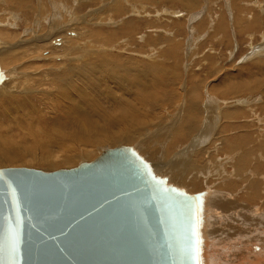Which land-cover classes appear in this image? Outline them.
I'll list each match as a JSON object with an SVG mask.
<instances>
[{"label":"rangeland","instance_id":"374dc122","mask_svg":"<svg viewBox=\"0 0 264 264\" xmlns=\"http://www.w3.org/2000/svg\"><path fill=\"white\" fill-rule=\"evenodd\" d=\"M54 23L56 25H54ZM263 38L264 0H0V61L2 65L1 73H3L1 74L3 75V81L0 85L6 84L5 63L9 71L10 68L13 71L14 67H16L14 69L19 71H14V79L7 82V85H13L14 88L12 86V88H7L4 91L0 90L2 93H0V147L5 143L4 141L7 140L11 146L14 145L21 151L26 150V153L31 152V148L36 147V150L37 148L38 150L40 149L36 153L40 155L43 154L45 151V147L42 144V141H45L43 139L45 137L43 131L50 129V126L46 125L44 122L40 123V118L46 116L48 122L52 123L55 118V114L53 113L55 110L66 114V116L69 115L67 117L71 118H69L70 122L68 121L65 125V131H69V129L72 128L74 121L78 125L84 122L89 123L88 119L91 120V118L93 119L96 117L100 120V123H103V121H101V119H103L102 116L92 117L96 114L98 109L103 108L99 104V100L95 102L90 101V103L93 104L92 107L89 106V103L86 105V102H82V105V103L79 102V104L83 106L84 110H81H83L84 113H81L79 110L77 113V107H71L69 99L61 93L62 90L65 89L64 83L55 80L53 74L67 73V70L71 67L78 66L85 61H90L92 65L98 62L97 64L100 65L101 61L97 60L102 59L107 62L110 60L113 66L117 68L120 67L118 71H122L121 73H124L127 79H125L122 87L120 85L118 86L116 82L113 83L115 80L109 81V79H107L105 81L103 80L104 73H101L103 66L100 67V72L98 71L96 73H90L92 75H88L89 79L86 81L87 85L85 82L83 83L84 88H86L85 91L89 90L88 92L84 91V93L87 94V98L89 94L88 99L92 97L90 95H93L92 98H94L95 94L98 95L101 93L100 98L104 97V99H106L107 96L109 97V94H112L111 96L116 98V96L113 95L115 94L119 99L123 97V99L128 98L135 101L139 100L140 102H152L154 100L153 102L159 103L158 110L155 112H145L146 117H138L140 119L142 117L144 118V124L141 125L140 130L145 125H147L146 127L148 128L152 127V129H154L161 121L167 126V123L173 122L176 117L177 121L173 124V127L169 126L173 128L170 131L175 133L177 128L185 127V130L180 129L182 132L179 134V138L175 139L174 142L171 141V143L170 140H168V142H170L168 147H171L169 155L167 151L166 153H160L161 151L159 149L156 150V148V153L154 152L152 157H150L151 160L147 159L149 162L158 161L156 164L161 161L159 164L160 166H158L165 172L162 174V178H166L170 184L178 186L179 191H177V193H183L180 195L187 194L189 196L191 194L190 196L193 195V197L196 196H194L196 192H203L200 190L201 186H204V190L210 188V186L205 187L204 184L202 185V183H204V178L207 181L210 179L212 187L218 190H226L228 192V200L234 202V205L228 209V217H233L236 211L245 208V212L248 215L260 214L261 212L258 206L261 204L264 209V161H261V164H263L261 167L258 162L254 161V158L257 157L258 154L264 155ZM51 39L52 42H50ZM64 45L67 46V49H65L66 47ZM55 46L58 48L56 49ZM59 49L61 51H58ZM38 52L41 53L38 54ZM35 55L37 57H34ZM39 56L40 60L38 59ZM79 57L81 58L78 59ZM68 66L70 68H68ZM159 68L162 69V71ZM146 69H148V71H146ZM150 69H153V72L150 71ZM143 71L146 73L145 75H143ZM45 73L47 75H45ZM71 73L72 72H69L72 78H75V82L80 84V80L76 78L77 76L72 73L74 75L73 77ZM154 73L156 76H154ZM158 73L161 74L159 75ZM97 76H99V78ZM145 76L146 79L143 80L141 77L145 78ZM155 79L158 81L165 79L164 81L162 80L165 84H158ZM93 80H96V82L99 81L97 84L98 86L101 85L102 88L99 86V89L97 88L96 90L94 87H96L97 84L93 82ZM170 81L172 83H170ZM105 82L109 84L107 85ZM150 82L152 84H149ZM146 83L149 85H146ZM127 85L130 86L128 87ZM118 87H120L122 91L119 90ZM76 88L80 91V88ZM145 88H148L150 92H152L151 95L145 96ZM249 88L251 89L249 90ZM166 93H168V96L171 94L174 95L171 96L173 98L172 102L168 99V96L165 95ZM23 96L25 100L22 98ZM212 97L218 100L220 99L222 101V103L219 102L220 104L224 103L222 106L217 103V105L215 103L212 104L214 105L212 107L214 114L218 112L215 106L219 109L223 107V110L221 109L219 112L221 113V122L219 124L218 121V123L215 124L217 127L213 130V133H211V137H206L208 141H204L205 143L202 142L204 144L199 143V147L196 146V144H191L195 140L194 137L198 135L197 129L193 132L195 128H191L192 132L189 136H184V132L187 133V130H191L187 129V125L182 126V116L185 111V106L187 108L189 102L193 103V105L205 107ZM12 98V103L16 98L13 103L14 105H10L11 103L9 102ZM145 98H147V100ZM242 99H245V101ZM51 100L53 102H51ZM22 101L25 104L22 103ZM15 103H18L17 107ZM26 104L30 106L27 107ZM108 104H106V107ZM6 106L13 107L15 111ZM35 106L36 108H34ZM138 106L140 107V105ZM19 107L22 109L24 107L23 111ZM16 108L21 110L19 111ZM32 108H34V111ZM85 108L87 112H89L87 113L88 115H86ZM189 108L193 110L191 106H189ZM7 109H10L9 112ZM248 109L250 113L247 111ZM12 110L15 113H10L13 112ZM16 110H18V112ZM30 110L35 113V117ZM231 110H236L235 112L239 113V118L228 120L227 116V119H225L224 117L226 116L223 115L226 112L228 114V111ZM24 111L25 113H23ZM254 111L255 113L257 112V115H262V117L259 116L261 119L260 121L256 119V114L253 113ZM21 112L23 113L24 119ZM67 112L69 113L67 114ZM28 113H31L30 116ZM13 114L14 116H16V114L21 115L22 122L20 121V117L16 116V119V117L12 116ZM24 114L27 116H24ZM139 114L140 112H138L137 115ZM9 115L11 117H9ZM77 116L80 117L77 118ZM200 116H203V114ZM32 118H35L34 121ZM65 119L67 120V118ZM62 120L66 121L62 118H58L55 121L57 122L56 127L60 128L58 123H61ZM190 121L192 122V119H190ZM201 122L200 129L204 127L205 117L203 120L201 119ZM230 122L232 124H230ZM196 128H198V126ZM117 129H113V131ZM200 129L199 133H201ZM27 131H29L31 135L27 134L29 133ZM170 131H166L163 135L168 136L172 134ZM158 135L159 133H152L150 135L149 145L158 140ZM257 135L258 137H256ZM48 139H52L51 133ZM68 144H70V140L66 142V146ZM103 144L86 146L83 150L82 148L84 147L80 148L81 146H77V150L73 149V151H68L67 155L71 157L74 155L76 156L71 164L63 165L59 163V165H57L35 162V164L32 165L34 161L32 163L31 159V163H29L30 159H26L28 162L25 161L21 166L13 165L9 167H27L44 171L73 168L83 162H90L96 159L99 157L98 153L101 155L104 149L109 145L111 148L116 147V144L113 145L111 142H108V145L105 142V148ZM26 146L29 147H27L29 150L24 149ZM219 146L221 149L218 152ZM204 149H208L209 151L204 152ZM86 151L92 154V157L88 160L84 159V157L86 158ZM157 152L159 154H157ZM182 152H190L188 157H194L197 154V162H195L192 167L196 169L198 166H202V172H206V174H208L209 171L207 172V170L204 169H206L208 161H210V159L213 160L215 156H218V159L221 158L224 161L231 155L234 156L236 160L240 157H244L250 159L251 163L236 165L238 174L227 180L226 177H228V172H233L230 165H234L231 160V164L229 165L227 160V165L225 164L226 170H224L225 176H223L225 177L224 180L223 177L218 178V175H214L212 178L208 174V179L206 175H202L199 178L197 177L199 179L197 180L199 188L196 192L190 193L191 185L188 181L191 182L193 179H187V181L184 182V185L187 186H184L183 183L176 181L177 177L173 178L177 175V171L169 166L171 164L170 160H174L175 162L180 160L179 153ZM205 153H207V155ZM211 155L215 156L212 158ZM167 156H170V159H167ZM203 158L206 159L205 163H203ZM141 159H143V156ZM217 162H219V160H217ZM202 163L206 164V166ZM2 166H0V168H3ZM4 167L8 166L5 165ZM218 169L219 168H217L216 172H218ZM251 169L256 172L255 175L248 172ZM146 171L148 174H151L152 167L151 170L146 168ZM199 173H201V171ZM214 180L215 182H213ZM224 182H227L226 187L224 186L225 184H223ZM228 183H230V185H228ZM164 190L170 189L168 187V189L165 188ZM254 191L257 192V198L252 200L251 194ZM254 204H257V206L253 207L252 205ZM198 210L199 208L192 212L194 216H197L195 219L197 222L201 221L199 218L201 216H205L206 214L212 216V214H214L213 210L209 213L205 212V210L200 212ZM253 220L258 219L254 218ZM237 241L241 242L242 238L235 242ZM229 244V246H233L231 242ZM262 244L264 249V241ZM225 245H228L227 241ZM262 259L264 261V258Z\"/></svg>","mask_w":264,"mask_h":264},{"label":"water","instance_id":"95a60500","mask_svg":"<svg viewBox=\"0 0 264 264\" xmlns=\"http://www.w3.org/2000/svg\"><path fill=\"white\" fill-rule=\"evenodd\" d=\"M191 199L125 146L68 169L0 168V264H191Z\"/></svg>","mask_w":264,"mask_h":264},{"label":"bare ground","instance_id":"6f19581e","mask_svg":"<svg viewBox=\"0 0 264 264\" xmlns=\"http://www.w3.org/2000/svg\"><path fill=\"white\" fill-rule=\"evenodd\" d=\"M60 2V1H59ZM23 3V2H22ZM27 3V2H26ZM53 3V2H52ZM58 3V2H57ZM20 4V3H19ZM60 5V4H59ZM241 5V4H240ZM14 6V5H13ZM58 11V10H57ZM172 13V12H171ZM12 14V13H11ZM56 17V16H55ZM76 18V17H75ZM57 20V19H56ZM60 20V18H59ZM56 22V21H54ZM60 22V21H58ZM51 23V22H50ZM52 24V23H51ZM13 25V23H12ZM38 25V24H37ZM53 25V24H52ZM51 25V26H52ZM54 25H56L54 23ZM61 26V25H60ZM55 27V26H54ZM58 27V26H57ZM53 28V27H52ZM218 28V27H217ZM58 29V28H57ZM52 30V29H51ZM55 30V29H54ZM60 30V29H59ZM28 31V30H27ZM26 31V32H27ZM123 31V30H122ZM51 33V32H50ZM53 33V32H52ZM116 35V34H115ZM20 36V35H19ZM59 38V37H58ZM91 38V37H90ZM105 38V37H104ZM43 39V38H42ZM264 39V38H263ZM58 40V39H57ZM56 41V39H55ZM52 42V39L51 41ZM60 42V40H59ZM62 42V41H61ZM37 43V42H36ZM39 43V42H38ZM2 44V43H1ZM66 44V43H65ZM63 45V43H62ZM40 46V45H38ZM54 46V45H53ZM67 49V46L64 45ZM63 46V47H64ZM62 47V48H63ZM44 48V47H42ZM41 48V49H42ZM55 48L57 49L58 47L55 46ZM61 48V46H60ZM50 49V48H49ZM1 50V49H0ZM63 50V49H62ZM40 51V49H39ZM58 51H61L60 49ZM9 52V51H8ZM53 52V51H52ZM55 52V51H54ZM41 53V52H38V54ZM61 53V52H60ZM88 53V52H87ZM55 55V54H54ZM57 55V54H56ZM73 55V54H72ZM14 56V55H13ZM17 56V55H16ZM74 56V55H73ZM108 56V55H107ZM112 56V55H111ZM34 57H37L36 55ZM116 57V56H115ZM11 58V57H10ZM15 58V57H14ZM61 58V57H60ZM81 57H79L78 59H80ZM117 58V57H116ZM232 58V57H231ZM33 59V58H32ZM31 59V60H32ZM38 59L40 60V56L38 57ZM75 59V58H74ZM101 59V58H100ZM113 59V58H112ZM5 60V59H4ZM8 60V59H7ZM18 60V59H17ZM76 60V59H75ZM114 60V59H113ZM158 60V59H157ZM156 60V61H157ZM85 61V60H84ZM97 61H101L100 65H98L97 63L96 64H91L90 61L89 62H83V63H80L78 66H75V67H69L70 68L69 70H67L68 72L67 73H64V74H53V77L55 78V80H58L61 81V83L63 82L64 83V90H62V95H64L67 99H69V103L71 105V107L75 108L77 107V113H78V110L82 113H84V109H83V103L86 102V105L87 103H89L88 105L92 107V103H90V101H97L99 100V104L101 105V107L103 108H100L98 109V111L96 112V114H94L92 117L94 116H102L103 119H101V121H103V123H100V120L97 119L96 117L95 118H91L88 119L89 123L87 122H84L82 124H78L74 121V125L72 123V128L69 129V131H65L64 128H65V125L68 123V121L70 122L69 118L70 117H67L69 115L66 116V114L64 113H61V112H58V111H53V113L55 114V118H54V121L52 123L48 122L46 116H44L43 118H40V123L44 122L46 125H49L50 126V129L48 130H45L43 131L44 133V140L45 141H42V144L43 146L45 147V151L43 152V154H37L36 152L39 151L38 148L37 150L35 148H31V152L29 153H26L25 151H21L19 149H17L18 147H15L12 143V145L14 146H11L9 144V141H4L5 143H3V145L0 147V166L2 165H7L8 167L9 166H13V165H17V166H21L22 164L25 163V161H27L28 159H30V162L31 163V159H32V163L34 161V163L32 165L36 163H47V164H57L59 165V163H62L63 165L65 164H71L73 163L74 161V157H76L75 155L73 157L67 155V152L68 151H73V149L75 150L76 147H84L82 148L85 149L86 146H91L93 144H105V142L107 143L108 145V142H111L113 145L116 144V147L118 146H125V147H128L130 148V151L134 152L137 156L138 159H141V157L143 156V161L145 162V167L149 170H151V167H152V171H151V174H148L152 179L158 181L160 184H161V187L162 188H167L169 187L170 190H172L174 193H177V191H179L178 189V186H176L175 184H170V182H168L166 180V178H162V174L165 173L159 166V164L161 163V161H159L158 164H156L157 162H149L147 161V159L151 160L150 157H152V154L155 152V149L156 150H160L161 152L160 153H166L167 151V154L169 155V150L171 147H168V145H170L169 143L171 141L174 142L175 139L179 138V134H181L182 130L180 129H183L185 130L184 128L182 127H179V129L177 128L176 129V132L173 133V131H170L171 129L173 128H170L169 126L173 127V124H175V122L177 121V117L175 118V120H173V122H168L167 123V126L163 124V122H159L156 127L154 129L151 128H148L146 127L147 125L143 126V128L140 130V127L141 125H143L144 123V118L140 119L138 118L139 116H145V112H155L157 111L158 109V106H159V103L158 102H144V101H139V100H131V99H123V97H121V99L117 98V95L113 94L114 96H116V98L112 97L111 95L112 94H109V97L105 96L106 99H104V97L100 98V94H95L94 95V98L93 95H90L92 96L90 99L89 98V94H88V98H87V94L84 93L85 89L84 88V82L86 84V81L89 79L88 78V75H92L90 73H96V72H100V67L103 66L102 68V71L101 73L103 72L104 73V78L103 80H107L109 79V81L111 80H115L113 83L116 82V84L119 86H123V83L125 81V79H127L124 75V73H121L122 71H118L119 68H117L116 66H113V64H111V61L108 60V62L106 60H97ZM137 61V60H136ZM163 61V60H162ZM3 62V61H2ZM37 62V61H36ZM80 62V61H79ZM94 62V61H92ZM103 62V63H102ZM76 63V62H75ZM95 63V62H94ZM139 63V62H138ZM3 64V63H2ZM17 64V63H16ZM32 64V63H31ZM36 64V63H35ZM74 64V63H73ZM0 65H1V61H0ZM6 63L4 64V68H5V75L7 78L6 79V84L4 85H0V90H5L7 88H12L11 85H7V82H9L10 80L14 79V71L16 72L17 69H14L16 67L13 68V71L11 70L10 68V71L8 70L9 68H7L6 66ZM7 65H10V64H7ZM77 65V63H76ZM116 65V64H115ZM118 65V64H117ZM33 66V65H32ZM72 66V64H71ZM99 66V67H98ZM120 66V65H119ZM157 66V65H156ZM38 67V66H36ZM125 67V66H124ZM154 67V65H153ZM160 67V66H159ZM178 67V66H177ZM7 68V69H6ZM55 68V67H54ZM163 68V67H162ZM2 65L0 66V78H1V81H0V84H2V81H3V78L1 74L2 72ZM33 69V68H32ZM123 69V68H122ZM160 69V68H159ZM164 69V68H163ZM4 70V69H3ZM127 70V69H126ZM153 70V69H152ZM150 69V71H152ZM162 71V69H160ZM165 70V69H164ZM18 71V70H17ZM35 71V70H34ZM65 71V69H64ZM146 71H148V69H146ZM149 71V72H150ZM159 71V72H161ZM19 72V71H18ZM69 72H72L74 75H76L75 77L78 78L80 80V84H78V82L76 83L75 82V78H72V76L69 74ZM153 72V71H152ZM169 72V71H168ZM51 73V74H52ZM71 73V74H72ZM128 74H130L129 72H127ZM144 73V71H143ZM156 73V72H155ZM154 73V76H156V74ZM18 74V73H17ZM72 74V75H73ZM146 73H144L143 75H145ZM151 74V73H149ZM159 74V73H158ZM161 74V73H160ZM159 74V75H160ZM163 74H164V71H163ZM33 75H37V74H33ZM32 75V76H33ZM45 75H47L45 73ZM73 75V77H74ZM97 75V74H96ZM95 75V76H96ZM102 75V74H101ZM100 75V76H101ZM166 75V73H165ZM164 75V76H165ZM169 75V74H167ZM17 76V75H16ZM39 76V75H38ZM158 76V75H157ZM162 76V75H161ZM170 76V75H169ZM31 77V76H29ZM49 77V76H48ZM47 77V78H48ZM99 78V76H97ZM102 77V76H101ZM134 77V76H133ZM153 77V75H152ZM166 77V76H165ZM52 78V77H51ZM91 78V77H90ZM143 80L146 79V76L145 78L141 77ZM156 78V77H155ZM50 79V78H49ZM93 79V78H92ZM101 79V78H100ZM133 79V78H132ZM137 79V78H136ZM148 79V78H147ZM154 79V77H153ZM159 79V78H158ZM167 79V78H166ZM251 79V78H250ZM54 80V79H53ZM52 80V81H53ZM158 84L160 83L161 85L165 84L163 81V79H161L160 81H158L157 79H155ZM163 80V81H162ZM15 81V80H14ZM40 81V80H39ZM128 81V80H127ZM262 81V80H261ZM43 82V81H42ZM41 82V83H42ZM55 82V81H54ZM57 82V83H58ZM90 82V81H89ZM93 82H96V80ZM92 82V84H93ZM99 82V81H97ZM96 82V84H97ZM104 82V81H103ZM45 83V82H44ZM43 83V84H44ZM112 83V82H111ZM130 83V82H129ZM128 83V84H129ZM135 83V82H134ZM144 83V82H143ZM148 83V82H147ZM146 85H149V84H152L151 82L149 84ZM154 83V81H153ZM168 83V82H167ZM170 83H172L170 81ZM169 83V84H170ZM262 83V82H261ZM264 83V82H263ZM47 84V83H46ZM51 84V83H50ZM95 84V83H94ZM105 84H107V82H105ZM104 84V85H105ZM109 84V83H108ZM107 84V85H108ZM133 84V83H132ZM136 84V83H135ZM15 85V84H14ZM39 85V84H38ZM55 85V84H54ZM87 85V84H86ZM131 85V83H130ZM129 85V86H130ZM140 85H141V82H140ZM262 85V84H261ZM11 86V87H10ZM100 88H102L101 85H99ZM98 84L96 85V90L97 88L99 87ZM128 86V85H127ZM128 86V87H129ZM155 86V85H154ZM159 86V85H158ZM165 86V85H164ZM167 86V84H166ZM40 87V86H39ZM76 87L80 88V91L79 89H77ZM93 87V86H91ZM125 87V86H124ZM132 87V86H131ZM134 87V85H133ZM137 87V86H136ZM143 87V86H142ZM141 87V88H142ZM161 87V86H160ZM14 88V86H13ZM41 88V87H40ZM55 88V87H54ZM62 88V87H61ZM88 88V87H87ZM198 88V87H197ZM262 88V87H261ZM264 88V87H263ZM19 89V88H18ZM92 89V88H91ZM99 89V88H98ZM119 90L122 91V89H120V87H118ZM133 89V88H132ZM144 89V88H143ZM163 89V88H162ZM251 88H249L250 90ZM11 90V89H10ZM106 90V89H105ZM109 90V89H108ZM137 90V89H136ZM235 90V89H234ZM25 91V90H24ZM89 91V90H88ZM87 90L85 92H88ZM92 91V90H91ZM104 91V89H103ZM102 91V93H103ZM124 91V90H123ZM168 91V90H167ZM253 91V90H252ZM264 91V89H263ZM82 92V93H81ZM99 92V91H98ZM129 92V91H128ZM127 92V93H128ZM165 92V91H164ZM236 92V91H235ZM1 93V91H0ZM60 93V92H59ZM91 93V92H90ZM96 93V92H95ZM145 93H146V97L151 95L152 92H150V90L148 88H145ZM263 93V92H262ZM2 94V93H1ZM23 94V93H22ZM133 94V93H132ZM171 94V93H170ZM24 95V94H23ZM165 95L168 96V93H166ZM5 96V95H4ZM119 96V95H118ZM132 96V95H131ZM144 96V97H145ZM171 96H174L173 94L169 95L168 96V99L173 100V98ZM128 97V96H127ZM7 98V97H6ZM24 100H25V97L23 96L22 97ZM21 98V99H22ZM64 98V97H63ZM131 98V97H130ZM134 98V97H133ZM161 98V97H160ZM209 98V96H208ZM232 98V97H231ZM236 98V96H235ZM253 98V97H252ZM46 99V98H45ZM53 99V98H52ZM139 99V98H138ZM147 100V98H145ZM250 99V98H248ZM16 100V98H15ZM14 100V102H15ZM63 100V99H62ZM167 100V99H166ZM235 100V99H234ZM245 101V99H242ZM3 101V100H2ZM13 101V98L11 101H9L11 104L10 105H14L12 103ZM139 101V102H138ZM238 101V100H237ZM243 101V102H244ZM251 101V100H250ZM249 101V102H250ZM6 102V101H5ZM17 102V101H16ZM51 102H53L51 100ZM60 102V101H59ZM82 103L81 104H79ZM219 102L222 103V101L219 99H215L214 97L210 98V100L208 101V104L207 106L205 107H202V106H198V105H193V103L189 102L188 103V106L186 108L185 106V111H184V114L182 116V122L181 124H183L182 126H186L187 129H190L191 131L187 130L188 132H184V136L188 137L189 134L192 132V129L195 128L193 130V132L197 129L198 132L196 135V137H194V142L191 143V144H196V146H199V143L200 144H204L205 142L204 141H208V139H206V137H211V133H213V130L217 127L215 124L218 123L219 121V124L221 122V113H219L221 111V109L223 110V107L221 109H219L217 106H215L217 109H218V112H216L214 114V111H213V106L212 104H220ZM2 103V102H1ZM20 103V102H19ZM22 103H24L22 101ZM27 103V102H26ZM50 103V102H49ZM109 103V104H108ZM186 103V102H185ZM3 104V103H2ZM5 104V103H4ZM8 104V103H6ZM16 104V103H15ZM18 104V103H17ZM17 104H16V107H17ZM25 104V103H24ZM44 104V103H43ZM53 104V103H52ZM79 106H78V105ZM106 104L107 107H106ZM161 104V103H160ZM183 104V103H182ZM197 104V103H196ZM216 104V105H217ZM27 105V104H26ZM47 105V104H46ZM49 105V104H48ZM54 105V104H53ZM138 105H140V108ZM181 105V104H180ZM221 106L224 105L223 104H220ZM8 106V105H7ZM6 106V107H7ZM19 106V105H18ZM30 106V105H29ZM27 105V107H29ZM59 106V105H58ZM61 106V105H60ZM105 106V107H104ZM109 106V107H108ZM182 106V105H181ZM180 106V107H181ZM189 106H191L193 108V110L191 108H189ZM252 106V105H251ZM250 106V107H251ZM256 106V105H255ZM1 107V105H0ZM5 107V106H4ZM26 107V106H25ZM33 107V106H31ZM30 107V109H31ZM86 107V106H85ZM95 107V105H94ZM93 107V108H94ZM139 107V108H138ZM235 107V106H234ZM7 108H11L10 106L7 107ZM21 108V107H19ZM19 108H16L19 110ZM36 108V106L34 107ZM34 108L33 111H34ZM39 108V107H38ZM53 108V107H51ZM88 108V107H87ZM11 109H14L13 107ZM22 109V108H21ZM20 109V110H21ZM24 109V107H23ZM22 109V111H23ZM29 109V108H28ZM83 109V110H81ZM4 110V108H3ZM8 112L10 109H7ZM6 110V111H7ZM18 110H16L18 112ZM19 110V111H20ZM41 110V108H40ZM53 110V109H52ZM67 110V109H66ZM86 110V108H85ZM226 110V109H225ZM5 111V112H6ZM13 111V110H12ZM15 111V109H14ZM10 112V113H15V112ZM92 111V110H91ZM90 111V113H91ZM236 111V110H235ZM235 111H228V114L227 112L223 115V116H226L224 117L225 119H227V116H228V120H232V118H239V113L238 112H235ZM247 111H249L250 113V110L248 109ZM253 111V109H252ZM28 112V111H27ZM30 112H32L30 110ZM138 112H140L139 115ZM22 113V112H21ZM25 113V111L23 112ZM23 113H22V117H23ZM33 113V112H32ZM69 112H67L68 114ZM87 113V110H86V115H88ZM159 113V112H158ZM161 113V112H160ZM254 114L255 111L253 112ZM7 114V113H6ZM20 114V112H19ZM29 114V113H28ZM31 114V113H30ZM29 114V116H30ZM35 113H33L32 115L34 116ZM201 114H203V116H200ZM65 115V116H64ZM77 115V114H76ZM83 115V114H82ZM85 115V114H84ZM178 115V114H177ZM8 116V115H7ZM14 116V114L12 115ZM16 116L20 117L21 115H17ZM14 116V117H16ZM24 116H27L26 114H24ZM28 116V117H29ZM162 116V115H161ZM260 117H262V115H257L256 114V119L257 120H261ZM2 117V115H1ZM9 117H11L9 115ZM22 117H20V121L22 120ZM35 117V116H34ZM80 117V116H77V118ZM81 117H84V116H81ZM87 117V116H86ZM146 117V116H145ZM205 117V123L203 124L204 127L202 129H200L201 127V119L203 120ZM58 118H62L64 120H66L65 118H67L66 121H61V123H58V125L60 126L59 127H56L57 125V122H55ZM85 118V117H84ZM89 118V116H88ZM163 118V117H162ZM17 119V117H16ZM19 119V118H18ZM24 119V117H23ZM30 119V118H29ZM28 119V120H29ZM33 119V118H32ZM35 119V118H34ZM33 119V121H34ZM38 119V118H36ZM71 119V118H70ZM190 119H192V122L190 121ZM2 120V119H1ZM81 120V119H80ZM79 120V122H80ZM84 120V119H83ZM105 120V121H104ZM158 120V119H156ZM18 121V120H17ZM82 121V120H81ZM99 121V122H97ZM22 122V121H21ZM24 122V121H23ZM36 122V120H35ZM38 122V121H37ZM237 122V121H236ZM235 122V123H236ZM33 123V122H32ZM39 123V122H38ZM234 123V124H235ZM1 124V123H0ZM11 124V123H10ZM23 124V123H22ZM230 124H232L230 122ZM229 124V125H230ZM247 124V123H246ZM256 124V123H255ZM15 125V124H14ZM149 126V125H148ZM198 126V128H196ZM226 126V125H225ZM234 126V125H233ZM256 126V125H255ZM220 127V126H218ZM69 128V127H68ZM118 128V129H117ZM192 128V129H191ZM24 129V128H23ZM113 129H117L116 131H113ZM199 129L201 130V133H199ZM65 132H61V131ZM143 130V132H142ZM167 132H172V134L170 135H163L164 133ZM29 132V131H27ZM264 132V131H263ZM41 133V132H40ZM52 134V139L49 140L48 139V136L49 134ZM152 133H159L158 135V140L154 143H152L151 145H149V137ZM27 134H30L31 133H27ZM42 134V133H41ZM133 134H134V137H133ZM40 135V134H39ZM201 135V136H200ZM27 137V136H26ZM199 137V138H198ZM209 137V138H210ZM258 137V135L256 136ZM33 138V137H31ZM42 138V137H41ZM77 138V140H76ZM153 138V137H152ZM155 139V138H154ZM198 139V140H197ZM70 140V144H68L66 146V142ZM137 142H135V141ZM168 140H170V142H168ZM206 141V142H207ZM17 142V141H16ZM31 142V141H30ZM40 142V141H39ZM168 142V143H167ZM204 142V143H202ZM25 143V142H24ZM172 143V142H171ZM41 144V146H42ZM103 144V145H104ZM174 145V143H173ZM222 145V144H220ZM28 146H26V148L24 149H28L27 148ZM96 147V146H94ZM109 148H111V146H107ZM105 148V145H104V148L105 149H108V148ZM175 147V145H174ZM194 147V146H192ZM191 147V148H192ZM200 147V146H199ZM40 148V146H39ZM114 148V147H113ZM218 148V147H217ZM78 149V148H77ZM76 149V150H77ZM100 149V148H99ZM104 149V150H105ZM168 149V150H167ZM193 149V148H192ZM220 146L218 148V152L220 151ZM29 150V149H28ZM189 150V149H188ZM209 151L208 149H204V152H207ZM97 152V151H96ZM104 152V151H103ZM181 152V150H180ZM222 152V151H221ZM58 153V155H57ZM76 153V152H75ZM156 153V152H155ZM189 153L190 152H182V153H179V156H180V160H178L177 162H175L174 160H170V167L173 169V170H176L177 171V175H175L173 178H176V181L178 182H181L183 183L184 185V182L187 181V179L191 178V182L188 181V183H190L191 185V191L190 193L192 192H196L197 189L199 188V185H198V182L197 180H199L198 178L201 177L202 175H206V178L208 179V174L212 177L214 175H218L219 177L218 178H222L223 176H225V171L226 170V161L228 160V164L230 165L231 161L234 163V165H230L231 169H232V173H229L228 172V177L227 180L229 178H232L234 177V175H237V170H236V165H239L241 163H251V160L250 159H246L244 157H240L238 160H236L234 158V156H230L229 158H227L225 161L222 160L221 158L218 159L215 155L212 156V158L214 157V159H210V161H208V164L206 166V164H203L205 163L206 159L203 158V165L206 166V169L204 170H207L208 174H206V172H202L203 170L201 169L202 166H198L196 169H194L195 167H192L194 166V163L197 162V157L198 155L196 154L194 157H188L189 156ZM209 153V152H208ZM212 153H215V152H212ZM157 154H159L157 152ZM207 155V153H205ZM263 154V153H262ZM84 155V154H83ZM98 155L100 156V153H98ZM161 155V154H160ZM205 155V157H206ZM210 155V154H209ZM176 156V155H175ZM174 156V157H175ZM90 157H92V154L91 152H87L86 151V158L84 157L85 160H88ZM173 157V158H174ZM156 158V157H154ZM165 158V157H164ZM172 158V159H173ZM264 158V155H261V154H258L257 157L254 158V161L255 162H258L261 167L263 164H261V161H264L263 160ZM27 159V160H26ZM56 159V160H55ZM167 159H170V156H167ZM217 160H219V162H217ZM231 160V161H230ZM153 161V160H152ZM169 161V160H168ZM28 162V161H27ZM207 163V162H206ZM166 164V163H165ZM200 164V163H199ZM159 165V166H158ZM227 165V164H226ZM228 165V166H229ZM2 166V167H4ZM221 167V168H220ZM194 170H193V169ZM218 169V172H216V170ZM196 170V171H195ZM201 171V173H199ZM249 173H251L252 175H255L256 172H254L252 169L248 171ZM248 172H245V173H248ZM262 175V174H261ZM190 176H194L193 178L190 177ZM164 177V175H163ZM198 177V178H197ZM210 177V178H211ZM216 177V176H215ZM213 178V177H212ZM225 177H223V180H224ZM213 180V179H211ZM173 181V180H172ZM175 181V182H176ZM204 183H202V185L204 184L205 187L206 186H210V188L207 190V188L204 190V186H201L200 187V190L203 191L202 193H198L196 192V194H194L195 197H193V195L191 197H193L191 200V204L192 207H191V213L190 215L188 216V221H190L188 223V248H189V252H190V260H191V264H264V261L262 258H264V249L262 247V242L264 241V209H263V205H259L258 208L260 209V214H253V215H248L245 211H246V208L241 210L240 211H236L235 215L233 217H228L227 214H228V209L231 208L233 205H234V202L231 201V200H228V192L226 190H218V189H215L214 187H212V182L210 183V179L205 180L204 178ZM174 182V183H175ZM215 182V180L213 181ZM226 183L227 182H224L223 184H225L224 186L226 187ZM187 184V183H186ZM264 184V183H263ZM179 185V183H178ZM182 185V184H180ZM228 185H230V183H228ZM184 186H187V185H184ZM183 187V186H182ZM194 187V189H193ZM221 187V186H220ZM180 188V187H179ZM185 188V187H184ZM183 188V189H184ZM189 188V187H188ZM225 189V188H224ZM182 191V190H181ZM184 191V190H183ZM187 191V190H186ZM189 191V190H188ZM185 192V191H184ZM182 192H180L181 194ZM187 193V192H186ZM189 193V194H190ZM183 194V193H182ZM187 195V194H186ZM191 195V194H190ZM189 195V196H190ZM263 197H264V194H263ZM257 198V192L254 191L252 194H251V199L252 200H255ZM263 201V200H262ZM261 201V202H262ZM195 205V206H194ZM253 207L254 206H257V204H254L252 205ZM199 208V212L200 211H203L205 210V212L209 213L211 210H213L214 214H212V216L209 214V215H205V216H201L199 217L200 218V222H197L195 221L196 217L197 216H194V214L192 213L194 210L198 209ZM244 208V207H242ZM204 214V213H203ZM256 216H259V217H256ZM254 218H257L258 220H253ZM233 220V221H232ZM195 221V222H194ZM192 222V223H191ZM263 237V238H262ZM232 238V240H231ZM240 238H242V241L239 242H235L236 240H240ZM231 240V241H230ZM227 241V244L228 245H225ZM233 244V246H229L230 243Z\"/></svg>","mask_w":264,"mask_h":264}]
</instances>
